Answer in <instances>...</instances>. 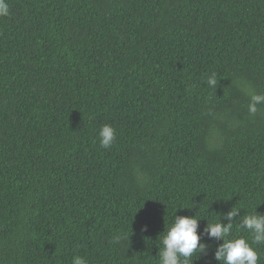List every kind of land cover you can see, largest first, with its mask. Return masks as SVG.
Listing matches in <instances>:
<instances>
[{"label": "trees", "instance_id": "obj_1", "mask_svg": "<svg viewBox=\"0 0 264 264\" xmlns=\"http://www.w3.org/2000/svg\"><path fill=\"white\" fill-rule=\"evenodd\" d=\"M7 3L0 264H158L175 215L199 233L233 207L264 214V104L247 108L264 94V0ZM202 242L193 264H219L223 241Z\"/></svg>", "mask_w": 264, "mask_h": 264}, {"label": "clouds", "instance_id": "obj_2", "mask_svg": "<svg viewBox=\"0 0 264 264\" xmlns=\"http://www.w3.org/2000/svg\"><path fill=\"white\" fill-rule=\"evenodd\" d=\"M9 15V5L7 0H0V16ZM205 83L212 88H216L218 81L216 73L207 76ZM250 100L247 105L250 115H255L258 105L264 104V94L255 92L249 93ZM99 144L102 148H110L115 139V129L109 125H102L97 133ZM187 207H181L183 209ZM190 209V208H189ZM177 211V210H176ZM240 209L232 208L227 212L223 219L227 223L218 221H208L202 232L198 233L200 219L195 216L175 215L172 222L165 228L164 234L160 239L158 251V264H193L191 259L194 255L207 254V245L202 242V237L223 241L218 244L214 252V259L219 264H258L259 255L255 248L243 236H233L234 218L240 217L239 228L246 229L252 238V244H264V214L248 213L240 216ZM142 231H147V225L143 226ZM129 237L123 233L113 237L115 243ZM72 264H88L87 260L80 255L72 259Z\"/></svg>", "mask_w": 264, "mask_h": 264}]
</instances>
